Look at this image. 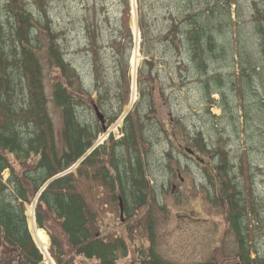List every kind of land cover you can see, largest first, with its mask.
<instances>
[{
  "label": "rangeland",
  "instance_id": "374dc122",
  "mask_svg": "<svg viewBox=\"0 0 264 264\" xmlns=\"http://www.w3.org/2000/svg\"><path fill=\"white\" fill-rule=\"evenodd\" d=\"M20 1L22 5L0 0L3 45L10 51L15 13L23 7L41 44L34 50L41 63L47 109L60 151L64 148L62 121L51 99V82L62 77L50 66L46 53L52 36L55 35L53 40L74 70L72 94L85 100L77 103L79 119L99 122L87 102L95 104L104 116L105 130L96 135L86 155L111 136L121 137L125 116L133 110L138 112L143 138L149 143L146 152L140 148L142 169L150 180L158 236L156 251L162 259L169 264L223 262L237 252L238 242L227 220L228 204L213 172L216 152L225 153L234 166L236 175L232 178L245 208L243 224L251 258L256 254L264 256V65L259 64L258 46L251 32L249 0H237V6L229 7L227 26L216 32L218 39L229 44L228 54L224 59H213L208 65L209 75L203 76L192 67L187 52L178 56L166 34L170 29L175 33L177 26L172 24L187 15L186 9L178 15V7L184 8L189 1L188 14H193L205 8L210 0ZM126 4L131 36L125 26ZM200 17L213 25L219 21L218 15L209 17L204 13ZM121 18L123 23L125 19L124 26ZM237 45L242 55H236ZM94 54L98 75L93 67ZM245 61L250 62L246 70L249 84L240 75L245 70H241ZM217 74L223 79L218 83L213 79ZM21 88L17 87L19 99H16L20 104ZM140 93L144 97L139 98ZM126 99L127 104L110 124V115ZM149 100L151 111L147 109ZM186 148L196 152V156ZM199 148H203L202 152ZM243 158L247 177L240 172ZM7 178L5 170L2 182L6 183ZM33 206L34 201L26 206L25 215L35 223ZM104 208L107 211L102 217L103 233L119 234V205L109 201ZM36 226L35 223L32 230L34 239L48 254L49 236ZM11 256L12 248L2 244L0 260ZM135 256L132 245L118 264H139ZM47 258L49 264H55L53 258Z\"/></svg>",
  "mask_w": 264,
  "mask_h": 264
},
{
  "label": "trees",
  "instance_id": "16d2710c",
  "mask_svg": "<svg viewBox=\"0 0 264 264\" xmlns=\"http://www.w3.org/2000/svg\"><path fill=\"white\" fill-rule=\"evenodd\" d=\"M9 1L13 5H22L20 0ZM190 4L188 1L184 3V8L178 7V15L185 9L187 15L179 23L172 24V27L177 26L175 33L174 29H170L166 37L179 57L187 52L198 75H209L208 65L213 59H224L228 54L229 44L218 39L216 32L225 29L229 7L237 6L238 1L210 0L199 12L188 14ZM248 6L259 64L263 66L264 0H249ZM127 13L126 4V24L125 19L124 23L123 18L120 19L122 26L125 24L126 27ZM204 13L209 17L218 15L219 21L214 25L204 21L200 17ZM13 23L10 51L4 48L0 24V246L6 244L12 248V256L0 260V264H49L37 247L31 222L25 215L26 206L34 200V221L49 236L48 252L55 264H118L121 257L127 256L132 245L139 264H169L156 251L158 236L152 189L142 169L140 151L143 147L146 152L149 143L143 138L138 112L133 110L125 116L121 137L113 139L111 136L84 156L103 129L97 117V124L79 119L77 103L85 100L71 92L74 70L65 61L53 40L54 35L46 46V53L50 66L62 77V80L53 79L51 82V99L59 109L62 121L64 148L60 151L47 109L48 97L44 91L41 63L34 50L41 45L38 34L32 29L31 17L23 7L15 13ZM128 31L130 35L129 28ZM144 33L141 28V34ZM235 50L238 56L239 45ZM93 67L98 75L95 54ZM249 68L250 62L242 63L241 70H245L240 75L247 79L245 84L250 82L246 73ZM213 79L216 83L223 80L219 74ZM15 80L22 87V104L16 101L19 96ZM142 97L140 93L139 98ZM127 100H122L117 111L110 115V124ZM139 103L140 100L136 106ZM87 105L93 108L92 102H87ZM148 105L147 109L151 111L150 100ZM202 149L198 151L202 152ZM214 156L215 178L228 204L227 220L235 233L238 250L229 257L230 260H208L200 264H264V256L256 254L251 258L250 247L246 244L245 208L238 185L232 178L236 175L234 166L225 153L216 152ZM242 160L240 172L247 177L246 159ZM5 170L8 171L6 183L2 182ZM109 201L118 204L119 208L122 203L124 215H118L119 234L102 231V217L107 211L104 205Z\"/></svg>",
  "mask_w": 264,
  "mask_h": 264
},
{
  "label": "water",
  "instance_id": "95a60500",
  "mask_svg": "<svg viewBox=\"0 0 264 264\" xmlns=\"http://www.w3.org/2000/svg\"><path fill=\"white\" fill-rule=\"evenodd\" d=\"M93 108H94L96 117L100 120V122L102 123V126H103V115L100 113V111L98 110L97 106H95V104H93ZM102 128L104 129V126ZM187 150L189 153H193L192 150H190V149H187ZM120 205H121L120 210H121V215H122V211H123L122 203H120Z\"/></svg>",
  "mask_w": 264,
  "mask_h": 264
},
{
  "label": "bare ground",
  "instance_id": "6f19581e",
  "mask_svg": "<svg viewBox=\"0 0 264 264\" xmlns=\"http://www.w3.org/2000/svg\"><path fill=\"white\" fill-rule=\"evenodd\" d=\"M99 120V119H98ZM100 121V120H99ZM101 123V122H100ZM101 126H102V123H101ZM85 156H86V153L84 154ZM33 208H34V206H33ZM27 217V216H26ZM28 219V218H27ZM30 222H31V226H32V230H34V225H35V223L32 221V220H30V219H28ZM37 227V226H36ZM39 229V228H38ZM41 230V229H40ZM34 236V235H33ZM37 243V242H36ZM37 245H38V243H37ZM42 246V245H41ZM38 247L40 248V246L38 245ZM43 247V246H42ZM44 248V247H43ZM40 250H41V252H43V254L45 255V257L47 258V257H49V258H52L51 256H50V254L48 255L47 254V252H46V250L44 251H42V249L40 248ZM47 255H46V254ZM47 260H48V258H47ZM46 264V263H45Z\"/></svg>",
  "mask_w": 264,
  "mask_h": 264
},
{
  "label": "flooded vegetation",
  "instance_id": "af4514ba",
  "mask_svg": "<svg viewBox=\"0 0 264 264\" xmlns=\"http://www.w3.org/2000/svg\"><path fill=\"white\" fill-rule=\"evenodd\" d=\"M103 124H104V119H103ZM104 126H105V125H104ZM193 155L196 156V153L194 152ZM213 172H214V170H213ZM210 173H212V170H210Z\"/></svg>",
  "mask_w": 264,
  "mask_h": 264
}]
</instances>
